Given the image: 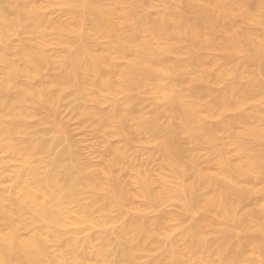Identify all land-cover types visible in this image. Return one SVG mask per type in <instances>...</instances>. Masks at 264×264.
Wrapping results in <instances>:
<instances>
[{
  "label": "bare ground",
  "instance_id": "1",
  "mask_svg": "<svg viewBox=\"0 0 264 264\" xmlns=\"http://www.w3.org/2000/svg\"><path fill=\"white\" fill-rule=\"evenodd\" d=\"M31 1L0 0V94L4 92L10 96L0 99V146L12 153L13 163H20V168L15 165L17 168L14 181L19 182V179L25 177V183L20 181L24 186L17 188L18 191L8 188L11 192H18L17 196L7 192L6 185L3 186L4 189L0 184V264H144L143 248H146L145 245L150 241L157 242L160 248H163L166 255L164 256L170 258L168 264H264V0H205L202 3H197L196 0H151L156 4L150 0H123L126 5L120 8L125 9L121 11L123 13L119 11L118 14L112 6L109 8L104 5L103 0H64L63 5L68 7L72 14L70 23L63 20L58 22L56 19V22H52V18L49 17V20L47 14H43L44 8ZM114 1L116 0L112 3ZM156 7H162V10L165 8L164 11L169 9V12L159 10L160 13H157L159 11ZM6 8L15 9L18 17H10ZM189 8H194L190 13L193 14L191 18L186 15ZM153 9H157V12H152ZM117 10L119 9H116V12ZM115 16H118L119 20L116 21ZM23 25L26 31L24 35H37L39 41L36 40L35 43L33 36L32 40L27 36V40L30 39L34 44L29 41L30 44H25L26 42L21 40L22 43L16 47V50H19V54L16 53L18 56L11 55L10 50L13 49L9 48V43L14 38L10 40V36ZM87 25L91 29L89 32L85 31ZM47 33L56 35L57 44L67 49L66 54L63 51L64 55L59 54L60 52L57 55L63 56L61 62L55 53L53 55L57 60H54L49 52L51 44L46 38H42ZM105 39L111 41L110 50L118 55L117 58L110 56L107 50L108 54L105 51H97L103 43L101 41ZM129 55L131 57L126 58V65L122 66V69L118 67L121 70L118 75L112 73V76L108 70H116L119 65L118 58L123 59ZM239 55H246L247 59L243 61L246 65L235 61ZM220 60L222 66L219 69L217 64ZM246 60L248 64L245 63ZM56 63H60L57 65L62 69L61 75L58 76L50 69L56 67ZM250 64L254 65H251L254 70ZM213 68H218L217 74L213 75L212 72L217 71ZM46 69L55 76H50V72L47 74ZM44 71L48 79L55 77L50 84L53 83L54 89L58 87L60 92L62 91L59 97L52 93L58 88L53 91L50 87V92V89L47 90L49 84H43V81L40 83L44 79ZM34 78L38 80L36 86L32 84ZM153 78L156 81L152 89L156 99L153 111L151 109L149 113H141L138 110L140 113H135L136 109L132 107L135 100L131 101L134 97L127 99L128 96H125L126 100L121 101L123 96L120 94H128ZM37 83L41 85L38 86ZM218 83H227L226 88L224 84L222 92V89L217 90L221 92L220 95V92L213 93L216 90L213 85ZM70 91L74 95L73 98L76 97L75 100L82 97L91 98L93 106L82 107L81 112L76 110L91 120H96L94 122L104 130V134L112 130V127L113 130H118L117 136L124 135L134 124L136 128L133 131L141 135L142 142V134L148 131L153 134L145 135L148 137L149 134L148 139L151 138V142H148V139L147 142L157 143L153 144L157 146L158 153H161L158 155L163 158L161 170L169 171L170 174L159 172V177L157 175L162 186L160 191L154 187L155 182L151 173L147 172L148 169H134L138 195L150 211L167 201L180 204L182 214H179L182 220L198 212L210 213V210L214 209L218 211L214 213L220 218L215 220L219 223L210 216L219 218L206 215V219L194 222L183 234L187 241L188 253L182 252L174 239L164 231L160 218L159 224L152 225L151 221L145 222L146 218L142 220L143 215H140V218L138 215V218L131 217V221L121 227H115L116 230L112 227V232L108 234L101 232L111 224L114 215L129 210L131 203L135 202L118 178L122 170H116L118 174L113 171L122 161L130 162L129 166L134 165L136 160L133 156L136 153L131 155V140L138 134H128L133 137L131 140L130 137L127 138V134L124 135V139L128 140L127 146L125 140L122 144L124 147L110 145L112 148L116 147L114 152L110 147L112 153L109 149L106 152L110 151L109 156L115 154L112 157H115L116 168L113 167L114 160H109L108 154H104L108 158L107 163L103 168L100 167L103 169L100 173L97 170V174L92 172L94 168L90 170L92 162L87 158L84 159L89 166L78 160L77 156L76 161L67 163L69 156L79 153L74 146H66L63 152L58 153L60 156H54L56 159H49L46 155L48 158L42 156L43 161H39V165L33 164L34 157L49 154L53 149L50 147L52 141L48 145L46 139L36 137V127L39 128L43 120L39 121V126L35 123L36 126L32 124L35 117L42 109L46 110L45 112H48V109L54 110L51 111L53 114L49 111V117L44 120L47 118L51 121L48 123H52V129L57 133L61 132L59 138L64 137L62 131L66 126L62 131H57L59 127H63L60 120L62 118H59L61 122L57 121V106L63 103V97H60L62 93L64 96V92ZM104 95L110 97L105 101H112L110 113L100 110ZM116 97L122 99L115 100ZM249 105V111L245 110L236 116L229 114L232 110L248 108ZM163 115L170 118V122L167 120L169 124L162 121V117L165 118ZM218 119L221 120L220 123ZM45 124L47 122H44ZM115 127L119 129H114ZM150 135L154 136L155 140ZM23 136H30L31 140H26V145L18 142V138ZM140 138L139 142L134 141L142 143ZM143 138L145 143L146 139ZM186 141L191 143L192 147L186 146ZM230 142L235 146L234 155L229 150ZM53 144L56 143L53 142L52 146ZM73 148L76 149V154ZM202 152V157L207 158V154L209 156L208 163L206 161L208 168L207 165L206 168L200 165ZM136 157L139 161L140 156ZM103 159L105 161V158ZM9 170L7 172L10 173ZM191 171L194 177L189 175V178L193 179L185 180ZM9 173L4 171V176ZM97 178L101 181L99 184L96 183ZM1 181L4 180H0V183ZM8 183L12 187L17 185V182L13 185L10 181ZM205 189L209 190L208 193L204 192ZM89 195L94 202L91 207L97 205L98 215L96 211L94 213L98 219L95 218L94 221L90 215V205L85 201ZM247 196L250 199L261 197L259 199L263 198V202L261 201L259 207L254 208V204L253 209L251 206L250 210L241 212L240 206L245 203V199H249ZM72 206L78 208L73 209ZM146 211L147 209L142 213L145 214ZM203 213L201 215L204 217ZM135 215L137 216V212ZM208 216L210 220L207 219ZM181 218L176 219L179 224ZM89 223L99 228L100 233L85 240H81L76 233L70 236L71 225H77L84 230L83 227L86 228ZM209 223L212 224L214 233L223 235V240L215 239L211 232L209 234L213 235L208 236L203 227ZM26 229L29 232L32 229V232L24 236L22 232ZM237 231L243 232L244 238L240 248H233L229 246L227 237ZM68 235L72 238L68 239L66 246L54 251L51 241H62ZM87 255L93 257V262L86 261ZM151 264L164 262L158 259Z\"/></svg>",
  "mask_w": 264,
  "mask_h": 264
},
{
  "label": "rangeland",
  "instance_id": "2",
  "mask_svg": "<svg viewBox=\"0 0 264 264\" xmlns=\"http://www.w3.org/2000/svg\"><path fill=\"white\" fill-rule=\"evenodd\" d=\"M31 1V0H30ZM111 0H103L102 2H103V4L104 5H106L107 7H109V8H111V6H112V8H114V10H115V13H119V11H120V13H123V12H121V11H124V9L125 8H123V10L121 9L122 7H125L124 5H126L125 4V2L123 3L122 1L123 0H116V1H114V3H112L113 2V0L110 2ZM121 1V2H120ZM148 1V0H147ZM151 1V0H150ZM154 2H157L158 0H153ZM153 1H151V3H153ZM198 1V2H197ZM203 1H205V0H196L195 2H197V3H202ZM32 3H34L36 6H42V8H44V9H42L41 7V9H42V12H43V14L45 15V14H47V17H48V19H49V17L50 18H52L53 20L54 19H56V21H58V22H62V20H63V22H66V23H70L71 21H72V19H71V16H72V14L70 13V10L68 9V7H65V5H63V3L62 2H64V0H34V2H33V0L31 1ZM36 2V3H35ZM117 4H116V3ZM120 4H119V3ZM158 2H160V1H158ZM112 4V5H110V4ZM38 4V5H37ZM109 4V5H108ZM114 4H116V5H114ZM153 4H156V3H153ZM157 4H159V3H157ZM119 5V6H118ZM114 6V7H113ZM115 6H117V7H119V8H116ZM121 7V8H120ZM119 9V10H117L118 12H116V9ZM155 8V7H154ZM157 9H158V11L159 10H161V11H163V12H165L166 10H168V11H166V12H169V9H166L165 11H164V9L162 10V7H161V9H159L158 7H156ZM190 8H192V7H190ZM189 8V10H187V12L189 13H187L186 12V15L188 16V18L190 17L191 18V15H193V14H191L190 15V13L194 10V8L193 9H190ZM121 9V10H120ZM157 9H155L156 10V12H157ZM69 10V11H68ZM155 10L153 9V11L152 12H155ZM192 10V11H191ZM9 11V12H8ZM13 11V12H12ZM6 12H8V13H10V17H12V18H17L18 17V15H17V13H16V11H15V9H11V8H6ZM45 12V13H44ZM69 12V13H68ZM155 12V13H156ZM195 12V11H194ZM193 12V13H194ZM157 13H160V11L159 12H157ZM71 14V15H70ZM16 15V16H15ZM119 17H120V14L118 15ZM118 16H115V18H117V19H115L116 21L117 20H119L118 18ZM57 19H60V20H57ZM50 20V19H49ZM52 20V22H56L55 20L53 21ZM25 26L23 25L21 28H19V29H17V31H14L12 34H11V36H10V40H12L13 38V40L11 41V43H9L10 44V47L9 48H11V49H13L12 51L10 50V52L12 53L11 55H17L18 56V54H19V50H16L17 48V46L19 45V44H21L22 43V41H25L26 43L25 44H30L31 42H30V39L29 40H27L28 38H31V40H32V36H33V40H34V42L36 43V40H38L39 41V36H37L38 38H36V36L35 35H33V34H30V33H28V34H30V35H28V34H26V35H24V33L26 32L25 31V29H23ZM21 29V31H19ZM91 29H90V26L89 25H87V27H85V31L86 32H89ZM16 32H17V34H16ZM19 32V33H18ZM15 34H16V36H15ZM20 34H22L21 36H19ZM17 35H18V37H17ZM27 36H28V38H27ZM44 36V35H43ZM20 37V38H19ZM76 37H78V36H76ZM22 38V39H21ZM42 38H46L45 40L48 42V43H50L51 45L49 46L50 47V50H49V52H50V54L52 53V56L54 57V55L56 56V58H59L60 57V60L58 59V61H62V57H61V55L60 56H57V55H59V54H61V53H63V55H64V52L63 51H65V54H66V50L67 49H65V46L64 47H61L62 45H58L57 43H58V41H56V40H58V38H57V36L56 35H51L50 33H47V34H45V36L44 37H42ZM24 39V40H23ZM78 38H76V40H77ZM10 40H9V42H10ZM22 40V41H21ZM30 43H29V42ZM37 41V42H38ZM34 42H32L33 44H34ZM101 42H103L102 43V45H101V47H98L97 48V51L98 52H100L101 53V51L102 52H104L105 51V53H109L110 54V56L111 55H113L112 57L113 58H117V54H115L112 50H110V47H111V41L110 40H108V39H105V40H102ZM109 45V46H108ZM104 46V47H103ZM109 47V48H108ZM106 48V49H105ZM63 49H65V50H63ZM105 49V50H104ZM17 52H16V51ZM106 50H107V52H106ZM110 52H109V51ZM62 51V52H61ZM60 52V53H59ZM113 52V53H112ZM16 53H18V54H16ZM55 53V54H54ZM59 53V54H58ZM107 53V54H108ZM112 53V54H111ZM54 54V55H53ZM114 55H116V56H114ZM246 55H239V56H237V58H235V61H237V62H239V64H240V62L242 63L245 59H247V57H245ZM127 57H131V55H129V56H126L125 58H123V59H126ZM122 58H118V60L117 61H119V62H117V64H119V65H117V69L116 70H118V72H116L115 73V71L116 70H108L111 74L112 73H114V74H116L115 76H117L118 75V73L121 71L120 69H122L123 67L122 66H125L126 65V63H127V59H126V61L125 60H121ZM237 59V60H236ZM54 60H57V59H55V57H54ZM53 60V61H54ZM222 60H224V59H222ZM225 61V60H224ZM56 62V61H55ZM54 62V63H55ZM126 62V63H125ZM247 62V60L245 61V63ZM219 63H221V65H219ZM219 63L217 64L218 65V68L220 69V67L222 66V62H221V60L219 61ZM224 63V62H223ZM58 63H56L54 66H56V67H50V69H51V71L52 72H54L55 74H56V76H58V75H61V72H62V69H61V71H60V69H59V67H58V65L60 64H58ZM243 64H244V62H243ZM247 64H248V62H247ZM217 65H214V67H216ZM242 65V64H241ZM244 65H246V64H244ZM252 64H250V67L251 68H253V70H254V67H252V66H254V65H252ZM256 65V64H255ZM118 67L120 68V69H118ZM122 67V68H121ZM256 67V69H257V65L255 66ZM218 68H213L214 69V71H216V69H217V71L216 72H212L213 73V75L214 74H217L218 73ZM49 69V68H48ZM48 69H46L47 70V74L50 72V76L51 75H54L55 76V74H53V73H51V71L49 70V72H48ZM212 69V70H213ZM255 69V70H256ZM45 70V71H46ZM45 71H44V74L45 75H47L46 73H45ZM257 71V70H256ZM255 72V71H254ZM111 74H110V76H111ZM44 75V79L43 80H39L40 81V83L42 82L43 84H49L48 86H47V90H51V88H52V90L54 91L56 88H58V87H56L55 89L53 88V83H52V85L50 84L51 82L50 81H53L54 80V76H52V80H50V78L48 79V75L47 76H45ZM210 75H212V74H210ZM49 76V77H50ZM112 76H114L113 74H112ZM214 77V76H213ZM212 77V78H213ZM0 78H1V76H0ZM45 78H46V80H45ZM35 79V80H34ZM34 79H32V84L34 85V86H36V82L38 81V80H36V78H34ZM49 80V81H48ZM48 82V83H45V82ZM0 82H1V80H0ZM156 81L154 80V78L153 79H150V80H148L147 82H145V84H140V86H137L136 87V89H134V91L131 93V92H129L131 95H133V96H131L129 93V95L127 94H120L121 96H123V99H122V97H119V99L117 98L118 96H120V95H118L116 98H115V100H121V101H123L124 99L126 100V98L128 99H132L133 97H134V99H132L131 101H133V100H135V101H133L132 103H133V105H132V103L130 104V105H132V107H133V109H136V110H134V112L135 111H140L141 113L143 112V113H149V112H151V109H152V111L154 110V107L156 106V99L154 98V96L155 95H153L154 94V91H152V89L154 88V85L156 84L155 83ZM35 83V84H34ZM40 83H37V85L38 84H40ZM42 84V85H43ZM225 84V83H224ZM224 84H220V83H218L217 85L215 84V85H213L214 87L213 88H215L216 90H215V92H213V93H219L217 90H221V92L223 91V89L224 88H226V85H227V83L225 84V87H224ZM41 85V84H40ZM55 85V84H54ZM39 86V85H38ZM44 87H45V85H44ZM51 87V88H50ZM224 87V88H223ZM15 90V89H14ZM52 90L50 91V92H52ZM1 91L2 90H0V93H1ZM214 91V90H213ZM217 91V92H216ZM57 92H59V94H56ZM62 92V91H61ZM61 92H60V89L58 88V89H56V91L55 92H52V93H54V95H56V96H58L59 97V95L61 94ZM71 92V91H70ZM64 92V96H63V93H62V96H60L61 98L63 97V98H65V99H63L62 98V101L61 102H63V103H59V105L57 106V107H59L58 108V112L59 113H57V111H56V113L58 114L57 115V121L58 122H61L60 120H62V122H63V127L61 128V127H59L58 129H57V131L60 129V131H62L63 130V128L66 126V128L65 129H67V130H63L62 131V133H63V135L65 134V135H68V136H65L64 135V137H60L59 138V136L58 135H60L61 134V132H59V133H57L56 131H54L53 129H52V123H51V125H50V123H48V119L46 118V120H44L45 119V117H49L48 115H49V113L51 112V111H54V110H52V109H48L47 111L48 112H45V111H43L44 109H42V110H40L39 112H38V114H37V116L35 117V119H34V122L32 123V121H31V123L32 124H35V123H37V125L39 126V121H41V120H43V121H41L42 122V125H40L39 126V128L38 127H36V129H38V130H36V132L38 131V133H37V135H36V133H35V135H36V137H41V138H44V140H45V142L49 145V143H50V141H52L51 142V144H50V147H52L53 149H51V151H50V153L48 154L47 152V154H40L39 156H37V155H35V156H37V157H34L33 159H34V161H33V159H32V162H33V164L35 165H37V163H38V165H39V163L40 162H42L43 160H42V156H45V157H50L49 159H51V157H52V159L54 158V159H56L58 156H60L58 153L61 151V152H63L66 148V146H68V147H72V146H74V148H76L77 149V151L79 152L78 154H76V149H74V151H75V156H74V154L73 155H71V157H70V159H69V157L67 158L68 159V161H67V159H65L66 161H67V163H70L71 161L73 162V161H76L77 159L78 160H81V162H83L84 164H87L88 162H87V160L89 161L90 160V162H92V163H90V166H89V164H87L89 167H90V170L92 171L93 170V168H94V170L92 171L93 173H95V174H97L98 172L100 173V171H102L103 169H101L100 167H102L103 168V166H105V164L107 163V160H108V158L107 157H105V155L104 154H108L107 156L109 157V160H111V161H113V167L115 166V168H116V165H117V163H115V157H112L113 156V154H112V156H109V155H111V153H112V151L114 152V150H115V148L116 147H110V145L112 146V145H115V146H117V148H119L118 146L119 145H122V144H124V138H126L124 135H126L127 136V138L128 137H130L129 139L131 140L133 137H131V135L133 134V135H135V134H138L136 131H133V130H135V124L134 125H131V127H129L130 125H128V127L130 128V129H132V131L133 132H130L131 130L127 127V130L129 129V131H127L124 135L123 134H120L119 136H117L118 135V130L116 129V128H118V127H115L114 129H116V130H113V128L111 127V129L113 130V131H117V134L115 135V132H114V135H113V131L112 130H109V132H105V134L103 133L104 132V130L102 131L101 129H100V127H98L99 125L97 124V122L95 123L94 121H96V120H91V118L90 117H88V116H86V115H84L83 113H81L80 114V112L83 110V108L85 107V106H93L94 104L92 103V101L90 100L91 98H85V99H83L84 97H82V98H80V99H77V100H75L76 99V97H75V99L73 98L74 97V95H73V93L71 92ZM221 92L219 93V95L221 94ZM65 93H67V94H65ZM3 94H5V95H3ZM0 95H2V96H0V99L2 98V99H7V98H10V96L8 95H6V93H2V94H0ZM73 95V96H72ZM216 95V94H215ZM4 96V97H3ZM7 96V97H6ZM103 96V95H102ZM101 96V97H102ZM106 95H104V97H102V100L104 99V101H102V102H105V103H103L102 104V102H101V104H100V110H102L103 112H105V113H110L111 112V107H112V99L110 100V99H108L109 101H111V103L110 102H107V101H105V99L107 100V98H110L109 96H107V97H105ZM125 96H128V97H126V98H124ZM80 100V101H79ZM154 100H155V102H154ZM75 101H77V102H75ZM80 102V105H78L79 104V102ZM81 102H82V104H84V105H82L81 104ZM86 102V103H85ZM111 104V105H110ZM155 104V106H153ZM61 105H63V106H61ZM129 105V106H130ZM78 107V108H77ZM81 107V108H80ZM83 107V108H82ZM132 107H129V108H131L132 109ZM135 107V108H134ZM244 108H246V107H244ZM243 108V109H244ZM79 110L78 112H77V110ZM132 109V110H133ZM243 109H235V110H232L231 112H229V114L231 115V116H236V115H240L241 113H244L245 112V110H247V111H249V110H251V107H250V105H249V107L248 108H246V109H244V111H242ZM110 111V112H109ZM137 112V113H140V112ZM47 113H48V115H47ZM79 113V114H78ZM136 113V112H135ZM51 114H53L52 112H51ZM51 114H50V116H51ZM165 114H167V113H165ZM164 114V115H165ZM47 115V116H46ZM163 115V116H164ZM60 116V117H59ZM167 116H168V114H167ZM166 116V117H167ZM170 116V115H169ZM165 117V116H164ZM163 118L162 117V121L163 122H167V120H168V122H170V118ZM51 118V117H50ZM49 118V119H50ZM59 118H62V119H60L59 120ZM64 119V120H63ZM92 119H95V118H92ZM33 120V119H32ZM66 121V122H65ZM220 119H218V122L220 123ZM44 122H47V124H45L44 125ZM49 122H51V121H49ZM65 122V123H64ZM167 122V124H169ZM176 122V121H175ZM174 122V123H175ZM217 121H215V123H218ZM67 123V124H66ZM133 123V122H132ZM173 123V124H174ZM177 123V122H176ZM60 124H62V123H59V125ZM129 124H131V123H129ZM36 125V124H35ZM36 125V126H37ZM49 125V126H48ZM174 125H176V124H174ZM132 126H133V128H132ZM99 128V129H98ZM62 129V130H61ZM119 129V128H118ZM99 130H101V131H99ZM106 130V129H105ZM108 130V129H107ZM66 131V132H65ZM56 134H55V133ZM65 132V133H64ZM112 133V134H109V133ZM129 132V133H128ZM136 132V133H135ZM68 133V134H67ZM100 134V135H98V134ZM107 133V134H106ZM131 133V135L130 136H128V134H130ZM146 133V132H145ZM144 133V135L142 134V140H143V142H144V138L143 137H145V143H143L142 141H141V138H140V136H139V134L138 135H135V136H137V137H135L134 139H132L131 140V142L133 141V143H131V147H133L132 148V150H131V147H130V150L132 151V153H131V155L133 156L134 154H133V152L134 153H136L134 156H133V158H134V160H136L137 161V158L138 157H136L135 158V156L137 155H139L140 157V159H138L139 161H134L135 163H133L132 161H131V163H133L134 165L132 166V165H130L129 166V164H130V162L128 163V162H123V164H121L122 162H121V160H120V162L121 163H118V166H117V168L114 170V168H113V172H115L116 170L119 172L120 170H122V172L120 171V173L121 174H118V172L116 173V174H118V178H120V181L121 182H123V183H121V184H123V188H124V190H126V192L128 193L129 192V195L131 196V197H133V201H135V202H133V203H135V205L133 204V203H131V205H132V207H131V205L129 206L130 208H129V210L128 209H126V211H124V212H118L117 214H119V215H114V217L112 218V220L113 221H115V223L111 220V224L110 225H108V226H106L105 228H103L102 229V231L101 230H99V228H95V225L94 224H88V225H86V228L85 227H83V229L84 230H82V228H79V227H77V225L76 226H74V225H71L70 226V230H69V233H70V236H74L75 235V233L80 237V239L81 240H85V239H87L88 237H94V235L96 236L98 233H100V231L101 232H103L104 234H108V233H110V231L112 232V230H113V228H114V230H116V228L118 227H121L122 225H124V224H126V223H128V222H130L131 221V217L134 219L135 217L136 218H138V215H139V218L141 217L140 215H143V217H142V220L144 219V218H146L147 219V217H148V219L146 220L145 219V222H147V223H149L150 221V223L152 224V225H157V224H159V220L161 219L162 221V223H161V225H163V227H164V231L167 233L168 232V234L171 236V238L172 239H174V241L177 243V245H178V247L180 248V250L182 251V252H184V253H188V251L189 250H187L188 249V246H187V241L185 240V238L183 237L184 235V233L187 231V229H189L190 228V226L194 223V222H198V221H201V220H203V219H206V215H213L215 218H219V217H217L216 216V214L215 213H218V211L216 210V209H214V211L213 210H210V213H207L208 211H205V213H203V214H205L204 215V217H203V215H201L202 213L201 212H198V213H195V215H190V216H188V217H186L187 219H185V218H183V220H182V218L180 217V215L182 214L181 212V207H180V204L179 203H177V202H175V201H167V202H163V203H161V204H159V206H158V208L156 207V209L155 210H153V211H150V209H149V207H147L146 206V203H145V201L143 200V199H141L140 197H139V193H138V186H137V184L135 183V179H134V174H135V171H138V168H139V170L140 169H148V171L147 172H149V173H151V175H152V180L155 182L154 183V187L157 189H159V188H162V186H161V183L159 182L160 180L159 179H157V175H158V177H159V174L160 173H165L166 175H169L170 174V172L169 171H163L162 172V170H161V168H162V164H163V162H162V160H161V158H162V156H159L158 154H160L161 155V153H158V148H157V143H155V141L154 142H152V143H148L149 142V140H150V142H151V138L150 139H148L149 138V134H152V133H150L149 131L147 132V133H149L148 134V137L147 136H145V135H147V133L145 134ZM102 134V135H101ZM55 135V136H54ZM62 135V134H61ZM103 135H107V137H111V138H108L109 139V141H106V140H108L107 139V137L105 138V136H103ZM109 135V136H108ZM153 135V134H152ZM152 135H150V137H153L152 139H154V136H152ZM56 136H58V137H56ZM103 136V137H102ZM121 136H123V137H121ZM26 139H25V138ZM29 138H27V136H23L22 138L20 137V138H18V142L19 143H21L22 145H26L27 144V141L29 140H31L30 139V136H28ZM54 137H56V138H54ZM66 137H67V140H66ZM147 137V138H146ZM33 138H34V136H33ZM138 138V139H137ZM139 138H140V142H142V143H138L139 142ZM54 139V140H53ZM55 139H58V140H60V141H57V140H55ZM64 139H65V141H64ZM106 139V140H105ZM147 139H148V142H147ZM27 140V141H26ZM42 140V139H41ZM43 140V141H44ZM70 140V141H69ZM134 140H136V141H138V142H135ZM155 140V139H154ZM58 143H57V142ZM71 144L72 143V145H70V144H68V142ZM153 141V140H152ZM56 143L54 146H52V143ZM126 142H128V140L126 141L125 140V144H126ZM135 142V143H134ZM185 142V141H184ZM187 143H186V146L187 145H189L188 147H192V146H190V144L191 143H189L188 141H186ZM156 144V145H154V144ZM189 143V144H188ZM74 144V145H73ZM185 144V143H184ZM128 145V143L126 144V146ZM56 146V147H55ZM125 146V147H126ZM155 146H156V150H157V152H156V150H155ZM55 147V148H54ZM67 147V148H68ZM109 147L111 148V150L109 149ZM122 147H124V145H122ZM64 149V150H63ZM110 150L111 151V153H109V152H106L107 150ZM129 149V148H128ZM234 149H235V146L233 145V143L232 142H230V145H229V150L232 152V154L234 155ZM6 150V148H4V147H1L0 146V162L2 161V162H4V163H6L7 164V166H6V164H4V163H2L1 162V165L2 166H0V180H4V181H10V182H12V185L14 184V182H17V185H18V187H16L17 185L16 184H14L13 185V187L11 186V184L10 183H8L7 181L6 182H2L1 181V186H2V188H4L3 186H5V190H7V192H10L11 194L12 193H14V194H12V195H16L17 196V193L18 192H11V191H14L15 189L17 190V188L19 189V188H21V187H23L24 185H23V183H25V182H23V181H25V177L24 178H22V179H19L20 181L22 180V182L23 183H21L20 181V184H18L19 182H18V180L17 181H14V177H15V172H16V164H17V166L19 165V168H20V163H15L16 161H14V163L12 162V160H13V156H12V153L9 151H5ZM54 150V151H53ZM74 151H72L73 153H74ZM130 151V152H131ZM230 152V153H231ZM10 153H11V157H10ZM229 153V154H230ZM58 154V155H57ZM61 154V153H60ZM199 154V153H198ZM207 154V153H206ZM47 155V156H46ZM57 155V156H56ZM115 155V154H114ZM201 155H203L204 156V154H203V152L202 153H200V158H201V160H200V165H202V168L204 167V168H206V165H207V168L209 167L208 166V158H209V156H208V154H207V158H205V157H202ZM41 156V157H40ZM56 158H55V157ZM77 156V159L75 160V157ZM41 158V160H40V158ZM45 157H43V159L45 158ZM47 157V158H48ZM74 157V158H73ZM112 157V158H111ZM10 158V159H9ZM73 158V160H71ZM80 158V159H79ZM82 158V159H81ZM87 158V160H85V159ZM103 158H105V161H103L104 159ZM106 158H107V160H106ZM8 160V161H3V160ZM12 159V160H11ZM117 159V158H116ZM163 159V158H162ZM118 160V159H117ZM40 161V162H39ZM70 161V162H69ZM86 161V162H85ZM101 161H103V164H101ZM119 161V160H118ZM117 161V162H118ZM206 161H207V163H206ZM11 162H12V164H11ZM8 163H10L9 165L10 166H8ZM6 166H4V165ZM101 164V165H100ZM116 164V165H115ZM125 164V165H124ZM128 164V165H127ZM12 165V166H11ZM14 165V166H13ZM121 165L123 166L122 168H121ZM132 166V167H131ZM143 166H145V168L143 167ZM12 167H15V168H12ZM143 167V168H142ZM201 167V166H200ZM7 168H8V170H9V168H12V170H14V171H12V172H14V174L13 173H11V171H10V173L9 172H7L8 170H7ZM18 168V169H19ZM92 168V169H91ZM99 168H100V170H99ZM105 168V167H104ZM119 168V169H118ZM137 169V170H135L134 171V169ZM3 169V170H2ZM17 169V170H18ZM97 170H98V172H97ZM144 170H141V171H144ZM150 170V171H149ZM211 170H213V168H211ZM4 171H5V173H9L8 175H6V176H4ZM160 172V173H159ZM115 173H114V175H115ZM192 174H193V172L191 171V172H189V174L187 175V177L185 178V180H187V181H191L193 178H189V175L191 176V177H194V174H193V176H192ZM121 175V176H120ZM150 175V174H149ZM117 176V175H116ZM151 177V176H150ZM24 179V180H23ZM101 181H100V179L99 178H97V181H96V183H100ZM7 183V184H6ZM156 183H157V186H155L156 185ZM23 185V186H22ZM9 186V187H8ZM15 187V188H14ZM11 188L12 190L10 191L9 189ZM157 189V190H158ZM15 190V191H16ZM160 190V189H159ZM162 190V189H161ZM160 190V191H161ZM206 190V189H205ZM208 190V189H207ZM204 191L205 193L207 192L208 193V191ZM18 191V190H17ZM136 195V196H135ZM90 197H92L91 195H89L88 196V199L91 201V202H89V200L86 198L85 199V201H86V203L88 204V205H90V206H88V207H90V215H91V217H92V219H93V221L95 220V218H97V205H93L94 207H91L92 206V203H94L93 202V199L92 198H90ZM252 197V196H251ZM254 197H256V196H254ZM137 198V199H136ZM246 198H249V196H247ZM259 198H261V197H259ZM258 198V196L256 197V198H249V199H245V203L244 204H241L242 206H240V207H242V209H241V212H243V210L245 211V209H246V211L247 210H250L251 208V206H252V209H253V206H254V204H255V206H254V208H256V207H259V204H261L263 201V198L262 199H259ZM135 199V200H134ZM88 200V201H87ZM84 201V202H85ZM262 201V202H261ZM242 202H244V201H242ZM258 205H257V204ZM257 205V206H256ZM134 206V207H133ZM147 207V208H146ZM154 207V208H155ZM72 208H73V206H72ZM78 207H74L73 209H77ZM154 208H152V209H154ZM249 208V209H248ZM140 209L142 210V211H144L145 209H147V211H146V213L144 214V212L142 213V211L140 212ZM138 210H139V212H140V214H139V212H138ZM93 212V215H92V212ZM96 211V212H95ZM181 211V212H180ZM213 213H212V212ZM97 214H95V213ZM137 212V216L135 215V213ZM215 212V213H214ZM147 213H149V214H147ZM179 213H181V214H179ZM207 213V214H206ZM0 215H1V212H0ZM134 215V216H133ZM144 215H147V216H144ZM149 215V216H148ZM164 215H166V216H164ZM179 215V216H178ZM218 215V214H217ZM119 216V217H118ZM219 216V215H218ZM163 219H162V218ZM181 218V219H179V221H181L180 222V224L178 223V219L177 218ZM211 218H212V220H220V218L219 219H214L212 216H210ZM160 218V219H159ZM98 219V218H97ZM130 219V220H129ZM132 219V220H133ZM159 219V220H158ZM177 219V220H176ZM207 219H209L210 220V218H209V216H208V218ZM129 220V221H128ZM155 220H156V222H155ZM211 220V221H212ZM153 221H154V223H153ZM210 221V222H211ZM214 221H212V222H214ZM215 221V222H216ZM113 223V224H112ZM156 223V224H155ZM216 223H219V221L218 222H216ZM72 227V228H71ZM113 227V228H112ZM116 227V228H115ZM162 227V226H161ZM162 227V228H163ZM27 229H29V228H27ZM24 230V232H22V235H24V236H27V235H30L31 234V232H32V229H30V232H29V230ZM111 229V230H110ZM203 229L205 230V231H207L206 233L208 234V236H212L213 234H214V236H215V239H218V238H220L221 240H223L224 239V237H223V235H218V234H216V233H214L213 232V226H212V224L211 223H209V225H207V226H204L203 227ZM108 230H109V232H108ZM80 231V232H79ZM204 231V232H205ZM209 232H211V233H213L212 235H211V233L209 234ZM27 234V235H26ZM69 235H68V237L67 238H65V239H63L62 241H51V245H52V247H54V251H56L58 248L60 249H62L64 246H66V244H67V241H68V239H71L72 237H70ZM214 236L212 237V238H214ZM174 237V238H173ZM243 238H244V233L243 232H240V231H237V232H235V233H233V234H231V235H229L228 237H227V241L229 242L228 244H229V246L231 247V246H233V248H240V245L242 246V240H243ZM242 241V242H241ZM56 243V244H55ZM60 243V244H59ZM240 243V244H239ZM61 245H62V247H61ZM237 245H239V246H237ZM145 246H147L146 248L144 247L143 248V254H144V264H151V263H154L156 260H158V259H162L163 260V262H164V264H168V263H170V258L167 256V257H165L166 255H165V253L163 252V248H160V245L157 243V242H152V241H150V243H147V245H145ZM236 246V247H235ZM58 249V250H59ZM53 250V249H52ZM57 250V251H58ZM186 251V252H185ZM165 255V256H164ZM249 255H250V253H249ZM86 258V261H88V262H93V257L92 256H90V255H87V257H85ZM141 264H143V263H141Z\"/></svg>",
  "mask_w": 264,
  "mask_h": 264
}]
</instances>
